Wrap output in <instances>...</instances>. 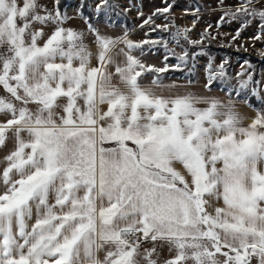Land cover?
Masks as SVG:
<instances>
[{
  "label": "snow or ice",
  "instance_id": "obj_1",
  "mask_svg": "<svg viewBox=\"0 0 264 264\" xmlns=\"http://www.w3.org/2000/svg\"><path fill=\"white\" fill-rule=\"evenodd\" d=\"M252 4L240 0L225 15L245 25L258 19L253 39L260 40L264 10ZM70 19L38 0H23L22 7L0 0V47L7 45L0 88L10 97L0 96V147L9 139L15 144L0 161V264H158L155 247L140 251L148 240L166 241L174 251L164 264H250L252 256L264 264V108L242 96L251 84L264 104V89L258 94L254 86L260 82L248 73L239 88L227 89V103L176 94L180 86L165 84L161 74L182 70L203 51L180 55L163 38L134 42L127 32L113 37L88 23L93 56L85 34L64 27ZM49 25L53 31L40 44ZM188 31L171 39L202 43ZM144 45L164 47L165 60L178 63L145 64ZM205 71L208 91L226 75L211 57ZM233 95L256 112L247 127ZM206 196L222 199L223 207Z\"/></svg>",
  "mask_w": 264,
  "mask_h": 264
},
{
  "label": "rangeland",
  "instance_id": "obj_2",
  "mask_svg": "<svg viewBox=\"0 0 264 264\" xmlns=\"http://www.w3.org/2000/svg\"><path fill=\"white\" fill-rule=\"evenodd\" d=\"M74 2V6L69 9L68 15L78 14L79 0ZM90 4L96 14V28L100 30L101 34L117 37L123 36L127 32V38L134 42H141L146 39H164L165 36L162 34L166 33L172 24L189 27L192 34L190 40L202 41V43L195 45L186 43L180 49L168 45L169 48L182 55L184 49L189 50V46H194L196 49L194 53L198 54L203 51L204 54L196 55L193 61L189 60L188 65H195L193 73L196 80L194 82L189 83L185 78L177 76H164L165 84L180 86L173 89V93L192 92L201 96H215L227 103V89L229 87L239 88V81L246 79L248 73H251L254 81L260 82L254 85L257 93L259 94L264 89V55H261L264 53V34L261 35L260 40L253 39L260 31V21L254 19L250 24L245 25L243 19H232L225 15L229 9L235 12L240 0H223V3L221 0H107V3H103V0H91ZM98 4L101 6L100 12L96 11ZM166 7H169V11L163 12ZM250 7L264 10V0H253ZM149 17H151V22L144 24V21ZM153 29L155 30L153 31ZM237 32H239V36H237ZM144 48L147 51L140 59L145 64L163 67L165 64L175 65L178 63L174 56H169L168 60H165L166 51L160 45L156 47L144 45ZM138 51L134 54L138 55ZM243 55H246L247 59L241 58ZM210 57L214 68L223 64L226 69L224 77L226 81L221 82L219 80L220 82L217 84L219 86L225 85L226 90L212 87V90L208 91L204 87L207 82L205 68ZM246 61L251 64V68L248 67ZM187 66L183 67L186 73L191 71ZM170 69L175 68L170 67ZM240 73H245V75L241 76ZM151 77L152 74L148 73L143 78L144 83L150 84ZM252 87L253 85L250 84L249 89L242 92V96L250 97ZM163 94L169 95L170 93L165 90ZM254 97L257 101V103L255 102L256 107L264 108L259 95ZM232 99L236 101L235 111L243 118L241 126L247 127L255 118L256 112L248 104L239 102L241 96L233 95ZM197 107L203 108L207 105L201 104ZM106 109V106L101 105L102 111H106ZM101 124L106 125V121H101ZM111 146L113 145H105V147ZM182 174L186 175V171ZM32 223H34V219L28 221L29 227Z\"/></svg>",
  "mask_w": 264,
  "mask_h": 264
},
{
  "label": "crops",
  "instance_id": "obj_3",
  "mask_svg": "<svg viewBox=\"0 0 264 264\" xmlns=\"http://www.w3.org/2000/svg\"><path fill=\"white\" fill-rule=\"evenodd\" d=\"M38 2L42 5H44L49 11H53L55 10V3L54 0H38ZM17 3L19 6L22 7L23 5V0H17ZM42 15L44 14L43 12L41 13ZM69 17H71L70 20L67 21V23L64 24V27L66 28H72L78 32H83L85 34L84 37V42L85 44H87L89 46L90 51L93 53V56L95 55L97 49L95 44L93 43L94 41V35L88 31V25L86 24V22L81 19L79 17L78 14L76 15H68ZM36 27H39L38 25ZM54 25H49L47 27L44 28V38L41 39L39 41L40 44H43L44 40L47 39V37L49 35H51L52 31H53ZM123 47V45H119L117 47V49H115V51H119V48ZM7 50V45H4L3 47H0V53H4ZM117 59H122V57H117ZM92 65L95 66L96 65V60L95 58H93L92 60ZM110 71L114 72V68L110 67ZM114 82L115 79H114ZM0 96L6 97V98H10L8 96V94L2 89L0 88ZM60 104H65L66 103V98H61L58 101ZM18 103V102H17ZM78 103L82 106L83 105V101H78ZM19 106V104H18ZM103 107L107 105H102ZM30 107H34V105H30ZM101 107V106H100ZM57 111H62L61 109H57ZM5 119V117L0 116V122H3ZM9 136H11V133H9ZM15 144H14V140L13 139H9L6 141V144L4 147H0V161H3V158L8 155L10 153V151L14 150ZM4 165L0 164V168H2ZM220 166V165H218ZM176 168L183 173L185 170L183 169L182 165L177 164ZM206 199H208L210 201V203L214 206V207H223V201L222 199L217 201L214 197L211 196H206ZM210 212L213 211V208H209L208 209ZM34 219V218H33ZM155 247L156 248V253L152 256V259H156L158 260V264H164V261L171 258L172 256L175 255L174 251L170 252L169 251V246L167 244L166 241H156L155 243H153L152 241L148 240V241H141V249L140 251L143 253V251L145 249H151ZM98 256L100 259H103L104 253L100 252L98 253ZM219 260H223L222 256H218L217 257ZM139 259V257H138ZM141 264H143V261L141 262ZM250 264H259V258L257 256H252L251 257V261Z\"/></svg>",
  "mask_w": 264,
  "mask_h": 264
},
{
  "label": "trees",
  "instance_id": "obj_4",
  "mask_svg": "<svg viewBox=\"0 0 264 264\" xmlns=\"http://www.w3.org/2000/svg\"><path fill=\"white\" fill-rule=\"evenodd\" d=\"M74 1L75 0H59V4L57 5L56 4V0H54L55 8L59 7V9L62 12H65L68 15L69 9H71L74 6L73 5V3H75ZM90 1L91 0H79V4L77 6L78 7V15H79V17L81 19H83L82 17H86L87 18V23H86L87 25H88V23H91V24H93L96 27V14L94 13V11H93V9L91 7ZM83 20L85 21V19H83ZM162 35L165 36L166 33H163ZM195 51H196V49H195L194 46H189L188 52L190 54L194 53ZM218 51L222 52L221 50H218ZM236 56H239V55L236 54ZM241 58L247 59L246 55L241 56ZM187 68L188 69L190 68V70H191L188 73H186L185 72L186 70H184V69L183 70L169 69V71L167 73H163L161 75H163V76H165V75L177 76V77H180V78H185L188 82L191 81V83H192V82H194L196 80L195 79V75L193 73L194 72L193 71L194 70L193 64L192 65H188ZM219 80L220 79H217L216 81H214L213 84H212V87H215V88L218 87L220 90H226L225 85H223V86L222 85H220V86L217 85L220 82ZM223 81H226L225 78H223ZM246 98H247V100L249 101V103L253 107L257 108L256 107L257 101H256L254 95H251L250 97H246Z\"/></svg>",
  "mask_w": 264,
  "mask_h": 264
},
{
  "label": "built area",
  "instance_id": "obj_5",
  "mask_svg": "<svg viewBox=\"0 0 264 264\" xmlns=\"http://www.w3.org/2000/svg\"><path fill=\"white\" fill-rule=\"evenodd\" d=\"M184 30H189L187 32V36L189 38H191L192 34H191V30L189 29V27H186L184 25H178V24H172L168 27V30L166 31V35L164 37L165 40H168V45L173 47V48H177V49H180L182 47L185 46L186 43H188V41L184 40L182 38V35H181V38L179 40V44H177L174 40L171 39V34L173 33H183Z\"/></svg>",
  "mask_w": 264,
  "mask_h": 264
}]
</instances>
